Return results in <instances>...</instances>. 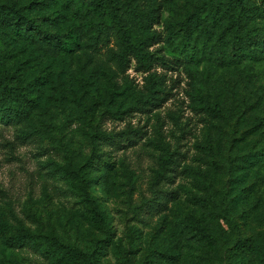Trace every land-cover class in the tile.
Masks as SVG:
<instances>
[{
	"label": "rangeland",
	"instance_id": "1",
	"mask_svg": "<svg viewBox=\"0 0 264 264\" xmlns=\"http://www.w3.org/2000/svg\"><path fill=\"white\" fill-rule=\"evenodd\" d=\"M117 1L124 28L154 38L149 71L134 62L119 69L112 36L97 46L81 36L66 54L41 36L29 42L0 28L11 84L33 104L22 120L0 122V264H67L55 248L13 243L17 233L60 240L94 264H264V0L234 11L235 32L225 0L189 26L204 0ZM6 3L48 33L73 31L76 17L59 0ZM172 32L197 55L196 68L170 44ZM198 97L218 104L220 118ZM161 158L176 173L154 187ZM88 161L105 165L108 177ZM155 190L175 192L166 219L138 218L137 206ZM191 222L213 241L189 240L182 226ZM238 240L252 244L248 255L235 251Z\"/></svg>",
	"mask_w": 264,
	"mask_h": 264
},
{
	"label": "trees",
	"instance_id": "2",
	"mask_svg": "<svg viewBox=\"0 0 264 264\" xmlns=\"http://www.w3.org/2000/svg\"><path fill=\"white\" fill-rule=\"evenodd\" d=\"M215 2H218V0H204L201 5L196 6L186 20L187 26L191 25L194 21L199 23L202 15L206 14L208 11H212V5ZM243 2L244 0H225L223 2V16L226 19L227 27L230 28L231 31L235 32L238 30L239 24L235 18L234 11L237 9L241 10ZM59 3L64 9L70 11L74 17H76L73 31L70 33L51 34L42 30L27 17L23 8L13 3L0 4V28H8L16 36L29 42H34L37 36H41L51 49L66 54L72 53L74 49L79 47L81 36H86L91 41L92 46H97L101 43L104 44L112 36L117 52L110 50L109 54L116 62L119 69L125 71L129 68L131 62H134V65L141 71L146 72L150 70L155 62L154 57L149 52L154 38L147 37L145 39H140L131 33V30L124 28L117 13L119 11V3L117 0H59ZM125 9L128 8L126 7ZM133 13L134 11L132 14ZM137 17H139L138 14ZM153 17L155 18L158 16L154 15ZM168 41L175 49H178L179 52L181 51L180 53L184 55L183 60L190 65L191 69L196 68L198 65L197 55L193 51H187L185 43L181 41L177 42V37L173 32L169 34ZM11 80V76L6 70L4 58L0 54V122L6 125H12L19 119L22 120L25 118L33 106L32 101L28 99V95L20 90L21 88L18 89L12 86ZM197 102L202 109L212 113L216 118H220L221 108L218 104L209 107L206 102L199 97L197 98ZM111 141L112 140L108 143H111ZM115 141L117 143L121 142V140ZM87 167L90 168L91 172L98 170L102 171L105 179L108 177L109 171L103 164L98 165L96 162L88 161ZM97 167L99 168L97 169ZM75 172L77 171H70L67 168H62V173L66 177L76 175ZM175 173V164L171 162V165H169L161 158V163L154 175V187L158 185L160 181L170 183ZM78 187L84 192V184H79ZM174 193L175 192L155 190L153 197L144 200V202L137 206L138 218L143 219V214L147 215L146 218L148 219L153 215H158L161 220L164 221L166 219V211L168 210V197H172ZM90 204L92 206V213L96 218H100L101 214L91 200ZM182 229H184L183 233L191 241H213L212 236L207 232V227L198 222L184 224ZM11 239L13 243L30 247L38 252L44 251L49 253L55 248L60 253L61 259L67 264L95 263V259H93L90 254L77 250L60 240H55L53 243L49 244L47 242L28 240L22 233H17L15 236L11 237ZM248 242V240H238L234 245L235 251L248 255L252 249V244Z\"/></svg>",
	"mask_w": 264,
	"mask_h": 264
}]
</instances>
